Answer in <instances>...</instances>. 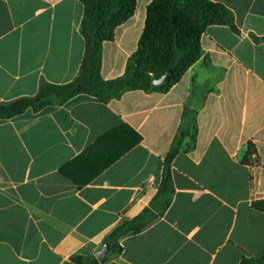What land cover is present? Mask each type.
Returning <instances> with one entry per match:
<instances>
[{
	"label": "crops",
	"instance_id": "1",
	"mask_svg": "<svg viewBox=\"0 0 264 264\" xmlns=\"http://www.w3.org/2000/svg\"><path fill=\"white\" fill-rule=\"evenodd\" d=\"M153 0L103 46L102 77L125 74ZM225 5L203 57L168 91H130L0 120V264H73L157 196L176 144L170 207L105 264H241L264 255V0ZM82 0H0V103L81 73ZM68 172L64 174L62 170ZM93 178L86 182L87 179Z\"/></svg>",
	"mask_w": 264,
	"mask_h": 264
},
{
	"label": "trees",
	"instance_id": "2",
	"mask_svg": "<svg viewBox=\"0 0 264 264\" xmlns=\"http://www.w3.org/2000/svg\"><path fill=\"white\" fill-rule=\"evenodd\" d=\"M138 0H82L85 17L81 33L86 40V55L80 75L68 84H44L33 97L0 103V120H7L32 109L36 112L52 105H63L79 95H90L103 103L119 100L130 91H168L203 57L202 36L209 26L228 25L236 28L234 14L223 4L211 0H153L148 6L147 20L137 51L129 58L123 76L112 80L102 77L103 46L113 41L117 27L128 21L137 8ZM264 40V39H263ZM174 75L169 83L156 87L154 79L169 70ZM181 151L176 144L164 161L163 180L157 196L140 215L118 225L109 235L112 251L121 253V240L137 235L150 226L170 207L174 194L171 166ZM68 174L66 169L62 170ZM93 178H89L83 185ZM161 215L152 220V208L162 204ZM255 207L264 210V201ZM109 257L74 255L73 264H105ZM241 264H264L261 258L246 255Z\"/></svg>",
	"mask_w": 264,
	"mask_h": 264
},
{
	"label": "water",
	"instance_id": "3",
	"mask_svg": "<svg viewBox=\"0 0 264 264\" xmlns=\"http://www.w3.org/2000/svg\"><path fill=\"white\" fill-rule=\"evenodd\" d=\"M174 75V70L171 69L169 70L164 76L162 77H157L154 79V85L156 87L162 86L166 83H169L172 80V77ZM112 251V246L110 243H106L103 248L101 250H99L95 256L99 259V260H103L106 259L110 253Z\"/></svg>",
	"mask_w": 264,
	"mask_h": 264
},
{
	"label": "rangeland",
	"instance_id": "4",
	"mask_svg": "<svg viewBox=\"0 0 264 264\" xmlns=\"http://www.w3.org/2000/svg\"><path fill=\"white\" fill-rule=\"evenodd\" d=\"M166 200L167 199L164 198L162 200V204H160V202L155 204V206L152 208V214L148 218L149 220H152L153 218H156L161 215L162 211L164 210Z\"/></svg>",
	"mask_w": 264,
	"mask_h": 264
}]
</instances>
